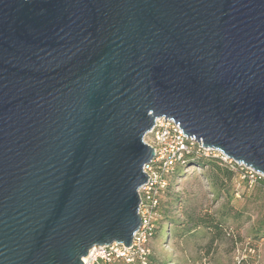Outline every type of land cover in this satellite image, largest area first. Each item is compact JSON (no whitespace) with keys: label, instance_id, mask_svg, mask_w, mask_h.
Masks as SVG:
<instances>
[{"label":"water","instance_id":"water-1","mask_svg":"<svg viewBox=\"0 0 264 264\" xmlns=\"http://www.w3.org/2000/svg\"><path fill=\"white\" fill-rule=\"evenodd\" d=\"M160 117L264 176V0H0V264L130 246Z\"/></svg>","mask_w":264,"mask_h":264},{"label":"rangeland","instance_id":"rangeland-1","mask_svg":"<svg viewBox=\"0 0 264 264\" xmlns=\"http://www.w3.org/2000/svg\"><path fill=\"white\" fill-rule=\"evenodd\" d=\"M198 158L177 169L161 196L154 264H264V186ZM202 218L217 227L196 226Z\"/></svg>","mask_w":264,"mask_h":264},{"label":"built area","instance_id":"built-area-1","mask_svg":"<svg viewBox=\"0 0 264 264\" xmlns=\"http://www.w3.org/2000/svg\"><path fill=\"white\" fill-rule=\"evenodd\" d=\"M144 141L153 148L154 157L144 164L143 171L148 177L138 189L141 226L133 234L130 246L117 242L95 245L82 258L83 264H153L150 239L157 225L161 196L168 187L170 177L177 169L185 167L193 154L208 156L210 151L212 156L220 157L222 162L244 177L253 180L258 176L264 177L251 167L227 158L220 151L203 147L194 138L186 136L179 124L171 119L156 118Z\"/></svg>","mask_w":264,"mask_h":264},{"label":"trees","instance_id":"trees-1","mask_svg":"<svg viewBox=\"0 0 264 264\" xmlns=\"http://www.w3.org/2000/svg\"><path fill=\"white\" fill-rule=\"evenodd\" d=\"M202 158V159H200V161L198 162V165H204V163H205V159H206V161H207V163H206V165H208V163H210V162H214L215 164H217V165H220V166H222V167H224V170L228 173V174H230V173H232V171L231 170H229V169H231L230 167H229V165L228 164H226V163H224V162H222V160H221V158L220 157H216V156H209L208 157V159L206 158V157H204V154H193L192 156H190V158H189V160L190 159H192V158ZM198 158V159H199ZM189 160L187 161V164H188V162H189ZM258 184H260L261 186H264V177H262V176H258L257 178H256V180H255ZM196 226H205V227H208V228H215V227H217V226H215V224L213 223V222H211V221H207L206 219H204V218H202V219H200L199 220V222H197L196 224H195ZM156 231H157V225H156V227H155V229L153 230V232H152V235H155L156 234ZM153 264H154V261H153Z\"/></svg>","mask_w":264,"mask_h":264}]
</instances>
